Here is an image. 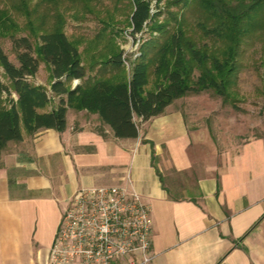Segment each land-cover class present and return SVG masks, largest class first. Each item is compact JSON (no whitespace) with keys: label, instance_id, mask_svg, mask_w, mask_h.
I'll return each mask as SVG.
<instances>
[{"label":"crops","instance_id":"1","mask_svg":"<svg viewBox=\"0 0 264 264\" xmlns=\"http://www.w3.org/2000/svg\"><path fill=\"white\" fill-rule=\"evenodd\" d=\"M59 97L51 93L48 108ZM65 116L63 129L23 132L0 153V264H52L54 233L76 187L120 182L126 171L151 207L148 264H264V135L231 142L201 168L174 101L135 116V136L114 135L85 108Z\"/></svg>","mask_w":264,"mask_h":264},{"label":"trees","instance_id":"2","mask_svg":"<svg viewBox=\"0 0 264 264\" xmlns=\"http://www.w3.org/2000/svg\"><path fill=\"white\" fill-rule=\"evenodd\" d=\"M150 1L129 0L126 19L131 31L148 25L160 32V38L152 35L142 42L129 73L122 50L115 49L98 62L94 73L86 75L80 50L65 33L59 13L49 27L34 30L31 25L29 33L9 34L18 63L0 48V65L7 78L0 77V153L8 140L20 139L23 132L63 129L68 107L97 112L114 135L125 137L138 133L135 116L147 119L158 114L188 91L211 88L224 101L235 99L233 86L245 46L255 40L264 44V0H184L180 7L195 12L194 22L187 23L182 11L173 30L161 22L151 26ZM80 2L85 6L86 1ZM12 6L26 8L24 1ZM5 21L18 26L3 11L0 22ZM41 60L48 65V88L28 78ZM75 77L80 81L71 85ZM51 93L60 97L48 108Z\"/></svg>","mask_w":264,"mask_h":264},{"label":"rangeland","instance_id":"3","mask_svg":"<svg viewBox=\"0 0 264 264\" xmlns=\"http://www.w3.org/2000/svg\"><path fill=\"white\" fill-rule=\"evenodd\" d=\"M20 1H24V10H28V14L23 7L13 8L12 5ZM80 1H86L85 6ZM174 1H150L153 20L151 26L155 22H161L166 23L169 30L177 27L180 13L184 11L180 7L184 0L171 3ZM3 11L18 23V26H13L8 21L0 22V48L10 60L18 63L9 36L11 32L15 35L29 33L31 25L34 30L49 27L56 13H59L65 33L80 50L86 66V75L94 73L99 66L98 62L115 49L122 50L121 57L125 70L129 73L131 62L139 54L142 42L152 35H160L158 30H151L148 25L141 31H131L126 19L131 11L129 0H0V13ZM195 16L192 10L184 11V20L187 23H193ZM152 76L153 74L150 76V85ZM0 77L7 81L1 65ZM28 78L48 88V65L41 60L36 72ZM71 85H74L73 79ZM233 90L235 99L232 102L235 106L231 101H224L222 96L211 88L188 91L172 100L182 108L188 123L192 145L190 150L197 167L203 168L206 162L219 161L221 152L230 146L231 142L234 144L235 141L256 134L264 135V44L260 40L245 46L242 65ZM12 95L16 96L14 92ZM182 180L181 175H174L175 186L180 185Z\"/></svg>","mask_w":264,"mask_h":264},{"label":"built area","instance_id":"4","mask_svg":"<svg viewBox=\"0 0 264 264\" xmlns=\"http://www.w3.org/2000/svg\"><path fill=\"white\" fill-rule=\"evenodd\" d=\"M152 225L150 204L133 186L129 171L120 182L80 185L62 210L49 261L148 264L155 256Z\"/></svg>","mask_w":264,"mask_h":264}]
</instances>
